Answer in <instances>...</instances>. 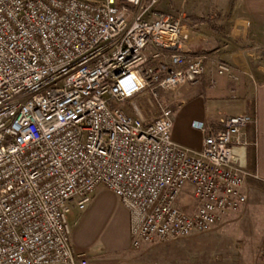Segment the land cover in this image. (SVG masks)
Returning a JSON list of instances; mask_svg holds the SVG:
<instances>
[{
    "label": "built area",
    "instance_id": "built-area-1",
    "mask_svg": "<svg viewBox=\"0 0 264 264\" xmlns=\"http://www.w3.org/2000/svg\"><path fill=\"white\" fill-rule=\"evenodd\" d=\"M158 6L0 0V264H114L71 244L68 215L99 186L128 211L132 248L209 231L246 203L255 118L192 122L205 134L197 151L174 141L161 97L174 100L207 64L234 77L232 66L178 51L183 17ZM143 91L158 108L151 120L122 107Z\"/></svg>",
    "mask_w": 264,
    "mask_h": 264
},
{
    "label": "crops",
    "instance_id": "crops-1",
    "mask_svg": "<svg viewBox=\"0 0 264 264\" xmlns=\"http://www.w3.org/2000/svg\"><path fill=\"white\" fill-rule=\"evenodd\" d=\"M158 7L169 13L176 11L171 7H183L197 14L192 21L183 20L177 50L204 55L208 61H226L234 76L218 75L207 64L196 84L179 88L173 100L172 138L199 151L205 134L194 129L192 122H202L207 130L219 129L227 116L251 115L255 124L247 129V139L250 130L253 138L248 139L245 161L257 177L248 178L244 189L251 183L264 184V0H179L176 5L159 0ZM250 148L253 166L249 165Z\"/></svg>",
    "mask_w": 264,
    "mask_h": 264
},
{
    "label": "rangeland",
    "instance_id": "rangeland-1",
    "mask_svg": "<svg viewBox=\"0 0 264 264\" xmlns=\"http://www.w3.org/2000/svg\"><path fill=\"white\" fill-rule=\"evenodd\" d=\"M178 1L172 0L173 5ZM171 9H176L170 11L172 15H182L186 22L197 15L183 7ZM161 97L173 108V93L161 92ZM133 104L139 106L144 120L158 112L146 91L122 107L133 114ZM249 185L246 203L227 213L211 230L140 248L131 247L128 211L111 191L99 186L86 209L73 208L68 215L72 247L89 258L114 264H264V184ZM188 198L189 194L182 196Z\"/></svg>",
    "mask_w": 264,
    "mask_h": 264
},
{
    "label": "trees",
    "instance_id": "trees-1",
    "mask_svg": "<svg viewBox=\"0 0 264 264\" xmlns=\"http://www.w3.org/2000/svg\"><path fill=\"white\" fill-rule=\"evenodd\" d=\"M252 135H253V130H250L248 132V139L253 138ZM248 158H249V165H252L253 166L254 165V155H253V150H251V148L248 149Z\"/></svg>",
    "mask_w": 264,
    "mask_h": 264
}]
</instances>
